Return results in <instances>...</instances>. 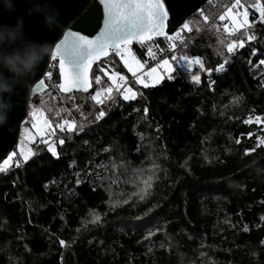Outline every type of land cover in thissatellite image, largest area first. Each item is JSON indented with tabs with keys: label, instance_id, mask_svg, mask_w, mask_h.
Listing matches in <instances>:
<instances>
[{
	"label": "trees",
	"instance_id": "16d2710c",
	"mask_svg": "<svg viewBox=\"0 0 264 264\" xmlns=\"http://www.w3.org/2000/svg\"><path fill=\"white\" fill-rule=\"evenodd\" d=\"M233 1L206 2L185 20L192 31L129 44L144 67L170 58L147 88L116 50L93 61L89 91L64 94L50 58L29 103L57 156L37 140L0 170V264H264V0H240L237 29L221 19ZM104 68L128 77L134 98ZM148 159L158 169L140 176Z\"/></svg>",
	"mask_w": 264,
	"mask_h": 264
},
{
	"label": "snow or ice",
	"instance_id": "6c2138e0",
	"mask_svg": "<svg viewBox=\"0 0 264 264\" xmlns=\"http://www.w3.org/2000/svg\"><path fill=\"white\" fill-rule=\"evenodd\" d=\"M100 3L104 5V26L100 28L98 35L89 39L88 35L80 34V31H85L87 28L93 27V17L90 12L84 15L73 13L69 18H76L78 16V18H76V26L80 28V31H66L63 39L55 44L51 55L53 59L59 57L60 73L65 79H69V74L65 67L67 64L71 65L73 71L76 72L77 80L82 77L84 82L87 83L88 70L91 63L99 59L101 55L106 56L109 47L119 49L121 44L127 47V45L131 44L133 39L136 38L140 40L150 39V33L152 32L163 34L165 21L169 19L170 14H175L178 11V8L169 3V0H164L163 3L161 0H154V3L150 2V0H100ZM236 4H240V0H236ZM254 7L261 13V20L264 21V8L260 7L259 4L254 5ZM186 15V12L181 15L180 26L183 30L192 31L189 23L184 20V16ZM201 15H203L202 12ZM222 18L223 17H221V19ZM205 19L207 18L205 17ZM245 23H247V21H245ZM177 35H179V33H177ZM254 38V36L249 37V39ZM173 47H175V45H173ZM240 47H243V43L240 44ZM227 52H234L233 44H228ZM172 59H175V56H173ZM183 59L188 58L183 57ZM194 59L197 64H200L199 58ZM85 61H87V63H85ZM123 63L124 66L132 72V75L136 77L135 83L143 84L145 88L149 86L147 82L136 75V72L142 67L140 61H136V71H133L132 66L127 60H124ZM168 63L169 61L167 59L163 60V64L168 65ZM259 63L264 64V60L259 61ZM81 65H83L82 70ZM201 67H203V65H201ZM224 67V64H220L217 71L223 70ZM150 71L154 73L155 68H152ZM209 71H211V69H209ZM44 75L50 76L51 74L46 72ZM117 75H119L120 81L125 80L123 75L119 73H117ZM95 79L97 83H99L101 78L100 76H96ZM109 79H111V77H109ZM192 80L199 83V77L195 75L192 77ZM43 85L44 81L41 80L36 84V89L42 88ZM60 88L63 91L69 90L65 84H61ZM106 91L111 92L112 89L108 88ZM126 91L130 94L132 93L131 88H127ZM98 95L99 93L93 96L92 99L98 100ZM130 98L134 97L132 95H123L124 100H129ZM98 102L103 103L102 100H98ZM104 115L105 113L101 111L96 119H100ZM17 119H19V117H17ZM71 128L72 125H69L70 131ZM2 135L3 134H0V136ZM60 143L63 144L64 141L61 140ZM48 151L53 157L57 156L54 146L49 145ZM11 159L12 156L9 155L8 159L4 161V164H8ZM24 159L27 160L28 156L25 155ZM149 235H151V233H149ZM60 243L63 245L64 241H60Z\"/></svg>",
	"mask_w": 264,
	"mask_h": 264
},
{
	"label": "water",
	"instance_id": "95a60500",
	"mask_svg": "<svg viewBox=\"0 0 264 264\" xmlns=\"http://www.w3.org/2000/svg\"><path fill=\"white\" fill-rule=\"evenodd\" d=\"M209 0H169L174 7L178 8L175 14H170L168 20L165 21L163 27V34H157V32L150 33L151 38L169 36L174 34L180 26V19L183 13H187L184 16L186 20L189 16L198 12L199 9ZM154 3V0H150ZM163 3L164 0H161ZM13 10L8 11V0H0V24H13L17 17H23L24 35L30 40L37 42H47L50 46V55L47 56L45 61L39 65L33 76L26 82L23 87H19L16 90V95L12 97L16 102V106L9 113L8 124L4 127H0V160L11 151L18 140L21 125L23 124L31 97L34 93L41 92L47 88L45 81L43 80L44 73L48 69L51 53L55 47V44L59 40L63 39L66 31H80V28L76 26V18H69L73 13L78 15H84L85 13H91L93 17V27L87 28L85 31H80L81 35H88L89 39H92L99 34L100 28L104 26V5L100 3V0H11ZM47 5L54 8L58 13L59 25L49 29L42 22L40 14H29V9L34 4ZM167 8V6H166ZM140 40L139 38L133 39L134 42H144L146 40ZM131 43V44H132ZM123 45V44H121ZM121 47V46H120ZM119 47V48H120ZM119 49L109 47L107 49V55L110 51H116ZM105 56V55H101ZM87 63V61H85ZM93 62L88 70V81L84 82L81 77L76 79V72L73 71L71 65H65L67 68L69 79H65L60 73V60L57 57V70L59 76V90L61 93L67 94L73 91L87 92L92 88L91 81V69ZM83 65H81V70ZM44 81L42 88L36 89V84L40 81ZM61 84L69 89L63 91L60 88ZM35 89V90H34ZM19 117V119H17Z\"/></svg>",
	"mask_w": 264,
	"mask_h": 264
},
{
	"label": "rangeland",
	"instance_id": "374dc122",
	"mask_svg": "<svg viewBox=\"0 0 264 264\" xmlns=\"http://www.w3.org/2000/svg\"><path fill=\"white\" fill-rule=\"evenodd\" d=\"M227 9L224 8V12L221 14V17H223V20H228V24L231 25V29H237L240 28L242 25L247 24L245 21L248 22V14L247 11L242 7L239 9V5L234 2L233 5H228L226 7ZM246 13V15H245ZM178 31L177 33H179ZM177 36V34H175ZM174 35V36H175ZM236 42H238L236 40ZM120 60L123 62L124 60H127L128 63L132 66L133 71H136V61L139 59L134 55L132 52V49L130 45H127L125 47L124 45H121V47L118 50ZM51 59L52 55H51ZM167 59L169 61L168 65L163 64V60ZM50 60L48 69L46 70L47 73H52L54 66H53V61ZM189 63V60H184V64ZM124 64V63H123ZM142 64V62H141ZM152 68H155V72H151L150 70ZM52 69V70H51ZM106 69V68H104ZM103 69V70H104ZM127 72L132 75V72L129 71L128 68ZM171 65H170V58H163L158 61V63L151 65L150 67H144L142 64V67L139 69V71L136 72V75L140 77V79L144 80L148 84H155L158 82L165 74H168L170 72ZM107 72L105 74L109 75L111 77L112 83H116L117 79H119V75H117L118 72H111L109 73V70L106 69ZM45 72V73H46ZM120 75H123L125 77L124 81L120 82V86H123L124 90L122 91V96L123 95H132L134 96V90L132 86L128 85L129 78L126 77L124 74L119 73ZM100 76V72L95 75ZM134 77V76H133ZM51 78V75L48 76V79ZM136 78V77H134ZM43 80L46 81V77H43ZM101 80V79H100ZM96 81V79H94ZM52 82V80H50ZM97 83V81H96ZM111 88V85L109 87H105L104 89L98 90L97 92L93 93V96H96L98 93V100L102 99L103 97L108 98L112 92L106 91V89ZM127 88H131L132 93H128L126 91ZM46 90V89H45ZM43 90V91H45ZM42 92V91H41ZM52 128V125L43 112V110L35 106L31 103L28 105V111L26 118L21 125V129L19 132L18 140L15 145V147L7 153L1 160H0V170L6 169L11 163L13 158L16 156L17 158L24 159V156L27 155L28 158L31 157L34 151V143L37 140L43 141L44 144L49 147V145L54 146V143L51 141V139L48 137V132H50ZM9 155L12 156V159L9 161L8 164H4V161L8 159ZM147 163H150V165H147ZM153 167V168H150ZM157 166H155L154 162L152 159L145 160L143 164L139 166V169L137 170L139 175L141 176L143 173H149L146 174L147 176L154 175L157 171ZM150 171V172H149ZM139 176V178H140ZM141 184H143L142 181H140ZM139 183V184H140ZM112 188V189H111ZM111 191L114 190V183L111 182ZM140 189L135 188L134 192H138ZM95 217V216H93Z\"/></svg>",
	"mask_w": 264,
	"mask_h": 264
},
{
	"label": "clouds",
	"instance_id": "9594fccd",
	"mask_svg": "<svg viewBox=\"0 0 264 264\" xmlns=\"http://www.w3.org/2000/svg\"><path fill=\"white\" fill-rule=\"evenodd\" d=\"M11 0L8 8L13 10ZM29 14L37 13L46 27L59 25L58 13L47 5L34 4ZM23 17L13 24H0V127L8 124L9 113L16 106L12 97L33 76L36 69L50 55L47 42L30 40L24 35Z\"/></svg>",
	"mask_w": 264,
	"mask_h": 264
},
{
	"label": "built area",
	"instance_id": "2783aa9c",
	"mask_svg": "<svg viewBox=\"0 0 264 264\" xmlns=\"http://www.w3.org/2000/svg\"><path fill=\"white\" fill-rule=\"evenodd\" d=\"M235 1L231 2L229 5H233ZM175 33L171 35V37H174ZM123 87V86H122ZM122 87L119 88L118 86H114V90H116L118 93L122 91ZM59 88V86H58Z\"/></svg>",
	"mask_w": 264,
	"mask_h": 264
}]
</instances>
